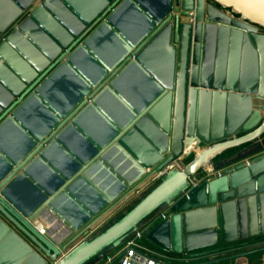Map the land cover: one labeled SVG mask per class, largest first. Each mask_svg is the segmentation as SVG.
I'll use <instances>...</instances> for the list:
<instances>
[{
  "label": "water",
  "instance_id": "1",
  "mask_svg": "<svg viewBox=\"0 0 264 264\" xmlns=\"http://www.w3.org/2000/svg\"><path fill=\"white\" fill-rule=\"evenodd\" d=\"M126 8L143 23L134 38L115 24ZM261 30L264 0H164L159 14L141 0H0V139L10 132L15 142L0 141V264H88L163 206H172L171 214L148 236L162 251L200 258L264 238V155L193 186L177 202L215 157L264 134ZM103 32L119 47L110 62L91 46ZM78 57L96 69L94 77ZM133 72L137 85L151 88L139 105L119 90ZM62 75L76 86L60 110L46 92ZM105 100L123 112V121ZM29 106L49 118L40 131L24 120ZM89 118L103 127V139L86 128ZM68 137L88 155L71 148ZM193 143L204 148L182 170L165 175L118 221L59 258ZM56 154L69 171L52 160ZM37 168L50 174L52 187L38 182ZM21 182L37 197L29 208L12 194ZM198 194L197 206L187 208Z\"/></svg>",
  "mask_w": 264,
  "mask_h": 264
},
{
  "label": "crops",
  "instance_id": "2",
  "mask_svg": "<svg viewBox=\"0 0 264 264\" xmlns=\"http://www.w3.org/2000/svg\"><path fill=\"white\" fill-rule=\"evenodd\" d=\"M141 2L148 9H150V11L153 14L161 13L164 8V0H141ZM115 24L123 34L127 35L130 38H134L135 36H137L138 32L142 29V25H143L140 17L137 14H135V12H133L130 8L124 9L117 16V18L115 19ZM91 46L92 49L98 54V56L107 62L113 60L114 57L119 53V47L117 42L114 39H112V37L109 34L105 32L101 33L92 42ZM78 63L82 67L83 71L86 72L89 77L92 78L97 74L96 69L91 64H89L83 57H78ZM237 77L239 81V78L241 76H237ZM75 86H76L75 81L72 78H70L69 76L62 75L58 77L57 80L50 86V88L46 92V96L56 108L62 110L65 108L66 105H68V103L73 98ZM119 90L125 97L128 98L129 101H131L136 105H139L144 101H146V99L149 96L151 88L147 84H145V86H141L140 84L137 85L135 82V77L131 75L129 79L122 80V82L119 85ZM105 102L107 104L105 105L107 110L112 112V114H115L114 117L116 119L123 121L125 117L123 112L117 109L116 107H114V105L109 104V102H107L106 100ZM261 102L262 101L258 100L255 103L253 102V105H255V107L257 108L262 104ZM23 117L25 122L28 124V126L35 131L42 130L49 122V118L35 106H29L27 108V111L24 112ZM93 122L94 120L92 118H89L86 121V128L90 130L92 135H96V136L101 135L99 136V139H103V136L106 133L105 130L101 126L94 127V125H92ZM102 131H104V133L99 134ZM12 136L13 135L10 132H7L6 134H4V136H2L3 137L2 142L8 146L9 145L11 146L12 144L15 143ZM67 143H69L71 148H73L75 151L77 152L82 151L81 153L82 155L85 156L88 155V152L83 147H81L82 150H79L80 146L73 137H68ZM12 150L15 152L17 148H13ZM234 151H236V148ZM199 152H201L200 148H199ZM234 154L235 152H233L232 150V152H228L227 154H224L223 156L220 157L222 160L217 161L216 165L223 163L225 166L218 172L219 174H223L224 171L228 169H232L239 164H247L253 158H257L264 155V153H262L261 155H256V157H252L250 159L247 158L242 161L231 163L229 157L231 159L232 158L235 159L238 156ZM56 155L57 156L53 157L52 160L56 162L58 166L62 167L61 169H63L64 171H69L70 167L65 165L63 156L59 154ZM227 157L230 161L229 164L227 162L228 161ZM212 166H213L212 163L206 165L205 167L202 168V172L208 176L210 173L209 170H211ZM34 174H35L34 176L37 178L40 184H42L41 180L44 181V180H49V178H51L49 173L41 170L40 168L35 169ZM192 182H194L196 186L202 184L199 181L197 182L195 179H193ZM45 183L46 182H44V184L42 185L47 186L49 188L53 186ZM12 194L16 198V201L24 208H29L32 204L36 202L37 199L35 192L29 187V185L23 182L18 183L16 185ZM199 197H202L201 194L195 196L193 198V201L186 207L189 209L195 208L197 206L196 204L200 202ZM245 248L248 249L247 252L258 249H264V238L261 239L257 238L255 240H252L250 243H248V246ZM245 248L233 247L231 250H219L215 253L208 254L204 257L192 258V259L189 258V256L186 254L175 255L170 252H166V251L164 252L167 253L169 264H222L224 262H231L232 264H252L253 259L257 257L258 254H259V258L257 259V262L259 264H264V251L258 254H252L244 258L215 262L216 260H221L223 258L241 254L242 253L241 250ZM166 264L168 263L166 262Z\"/></svg>",
  "mask_w": 264,
  "mask_h": 264
},
{
  "label": "rangeland",
  "instance_id": "3",
  "mask_svg": "<svg viewBox=\"0 0 264 264\" xmlns=\"http://www.w3.org/2000/svg\"><path fill=\"white\" fill-rule=\"evenodd\" d=\"M260 33L264 34V31L261 30ZM263 114H264V111H263ZM237 136H241V134H239ZM199 148H200V150H202L204 148V146H200ZM232 150H233V152H235L234 155H238L237 157H241L240 161L245 160L247 158L250 159L252 157H256V155H261L262 153H264V134H262L257 140H255L251 143H248L246 145H243L241 147L236 148V151H234L235 149H232ZM232 150L224 152L220 156L215 157V159L212 162L213 166H212L211 170H209L210 173L208 176L205 173H203L202 170H200L195 175V177L191 178L189 180V186H188L187 190L185 191L184 194H182L177 199V202H180L181 200L186 199V194H188V192L190 190H192L193 185L196 186V184L194 182H192L193 179H195L197 182L199 181L201 183H205V182H208V181H211V180H214V179H217L218 177H220L222 174H219L218 172L222 168L218 167L217 169H215L214 167H215L217 161L222 160L220 158L221 156H223L224 154H227L228 152H232ZM194 155H197V153L192 152L189 157L183 158L181 163L179 164L180 167H182V169H183L184 166L192 160ZM227 159H228V157H227ZM229 159L231 160V163L234 160L233 158L231 159L230 157H229ZM229 159L227 161L228 164L230 163ZM162 178H159L158 180H155V181L150 180L148 183H146L140 189L138 195H135V196L129 198L127 201H125L124 203L120 204L115 209H113L103 219H101L93 228L90 229V230H92V234H90V235L88 234L87 237H85V238L80 237L77 240H75L74 242H72L66 248L65 252H63L59 256V258L64 257L70 251H72L75 247L80 245L82 242H85L87 240L92 239L93 237H95L96 235L101 233L103 230L108 228L110 225H112L113 223L118 221L127 212H129L146 194H148L155 186H157ZM177 202H175V203H177ZM171 208H172V206H163L162 208H160L159 210H157L153 214H151L148 218H146L144 221H142L138 225L137 231L135 232L136 235L133 234V235L129 236L125 241H123L121 243V245L118 248L114 249L113 252L116 253V252L120 251V248L122 247V245L125 242L129 241V242H132V244L135 246L136 249L143 251V252L149 254L150 256L158 258V259L162 260L163 262H165V263L167 262L169 264V261L167 258V253H165L164 251H162L158 248H155V246L148 239V236H149V233L152 232L153 230H155V228H157L159 225H161V223L163 221L167 220V218L171 214ZM247 250L248 249L245 248V249L241 250V252L244 253V252H247ZM258 258H259V254L257 257H255L253 259L252 264H259L257 262ZM98 259H100V258H98ZM98 259H94L91 262H89L88 264L97 263ZM49 264H54V263H49ZM222 264H232V263L231 262H224Z\"/></svg>",
  "mask_w": 264,
  "mask_h": 264
},
{
  "label": "built area",
  "instance_id": "4",
  "mask_svg": "<svg viewBox=\"0 0 264 264\" xmlns=\"http://www.w3.org/2000/svg\"><path fill=\"white\" fill-rule=\"evenodd\" d=\"M186 156H180L178 159L170 162L164 168H162L154 177H152L151 181L158 180L159 178L164 177L165 175L182 170L180 167V163L183 158ZM194 186V185H193ZM140 191V190H139ZM139 191L136 192L133 196L138 195ZM132 196V197H133ZM89 235L92 234V230L89 231ZM136 235V233H134ZM94 264H166L162 260L152 257L149 254L140 251L135 248L132 242H125L120 251L114 253L113 251L105 255L104 257L98 259L97 263Z\"/></svg>",
  "mask_w": 264,
  "mask_h": 264
},
{
  "label": "bare ground",
  "instance_id": "5",
  "mask_svg": "<svg viewBox=\"0 0 264 264\" xmlns=\"http://www.w3.org/2000/svg\"><path fill=\"white\" fill-rule=\"evenodd\" d=\"M134 75L137 76V74H136L135 72L132 73V76H134ZM63 76H66V75H63ZM58 77H60V76H58ZM58 77H56L55 79H53V81H52L51 83L53 84V83L57 80ZM143 85H145L144 82H143ZM257 101H258V100H257ZM23 114H24V113H23ZM23 114H22V115H23ZM30 128H31V127H30ZM95 133H96V132H95ZM95 133H94V134H95ZM102 133H104V131L100 132L99 134H102ZM94 136H96V135H94ZM104 136H105V135H104ZM104 136H103V138H104ZM2 138H3V137H2ZM2 138L0 139V141H2ZM10 144H12V143H10ZM198 149H199V148L195 147V143H193L189 149L184 150L182 156L184 157V156H186L188 153H192V152H195V153H197V155H198V154L200 153ZM44 182H46L45 184H50V185H53V184H54V181H53L51 178H49V180H44V181L41 180V183H42V184H44Z\"/></svg>",
  "mask_w": 264,
  "mask_h": 264
}]
</instances>
